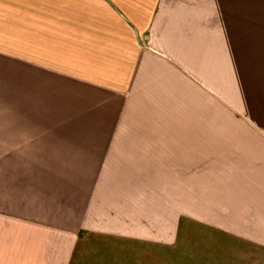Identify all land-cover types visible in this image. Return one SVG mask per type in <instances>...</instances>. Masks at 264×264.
I'll list each match as a JSON object with an SVG mask.
<instances>
[{"label":"rangeland","instance_id":"obj_1","mask_svg":"<svg viewBox=\"0 0 264 264\" xmlns=\"http://www.w3.org/2000/svg\"><path fill=\"white\" fill-rule=\"evenodd\" d=\"M119 1L0 0V264L32 258L34 224L79 221L99 166H137L178 224H258L264 0ZM184 236L122 264H264Z\"/></svg>","mask_w":264,"mask_h":264},{"label":"crops","instance_id":"obj_2","mask_svg":"<svg viewBox=\"0 0 264 264\" xmlns=\"http://www.w3.org/2000/svg\"><path fill=\"white\" fill-rule=\"evenodd\" d=\"M111 2L116 6L121 4L119 0ZM137 20L129 17L130 27L143 28ZM113 171L112 176L102 179V168H95L94 178L88 182L83 196L79 221L34 224V254L25 264H122L123 256L132 258L140 253L139 246L141 252L149 255L155 246L180 242L185 230L190 228L209 235L208 240H197L210 246L209 252L211 246L216 250L220 243L232 242L233 236L264 249V185L258 198V224L235 225L228 220L217 222L202 217L193 224H178V210L171 211L169 200L151 189L154 185L149 188L150 180L139 179L137 166L119 165ZM38 229L53 234L46 241L49 247L42 253L37 250L42 239L37 237ZM211 259L206 254L199 260Z\"/></svg>","mask_w":264,"mask_h":264}]
</instances>
